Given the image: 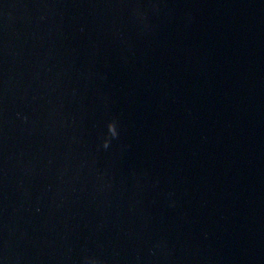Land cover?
Listing matches in <instances>:
<instances>
[{
	"label": "water",
	"instance_id": "95a60500",
	"mask_svg": "<svg viewBox=\"0 0 264 264\" xmlns=\"http://www.w3.org/2000/svg\"><path fill=\"white\" fill-rule=\"evenodd\" d=\"M0 264H264V0H0Z\"/></svg>",
	"mask_w": 264,
	"mask_h": 264
}]
</instances>
